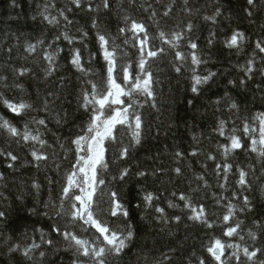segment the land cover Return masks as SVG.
Listing matches in <instances>:
<instances>
[{
  "label": "snow or ice",
  "instance_id": "1",
  "mask_svg": "<svg viewBox=\"0 0 264 264\" xmlns=\"http://www.w3.org/2000/svg\"><path fill=\"white\" fill-rule=\"evenodd\" d=\"M123 3L124 0H99V3L93 7V0H69V4L75 9L86 8L88 12H99L101 9L107 12L114 9L118 15L123 13V26H118L116 35L103 30L98 17L92 18L91 28L94 30L97 52H89L87 58L82 55L81 48L75 45L82 44L87 49L86 41L89 33L80 28L77 29L79 37L69 34L68 26L72 25L73 21L66 12H72L73 7L67 6L59 10L58 16H54L49 13V7L55 5H45L44 10L39 13L42 20L53 26L61 24L62 20L65 30L56 35L46 46L44 40L40 39L36 43H27L24 48L29 56H33L38 46H44L41 58L45 63L40 71L42 79L47 81L62 67L59 64V56L64 49L57 42L61 39L67 42L70 46L68 64L75 73L79 74L77 107L88 113L86 124L81 126L79 132L71 139L72 148L65 149L64 143L58 141L59 148L64 151L63 159H68L69 151L74 153L75 159L71 168L63 174V183L56 200L49 197L43 205L47 209L43 215L54 220L51 233H54L59 240L54 241L48 233L36 229L35 231L40 233L39 240L32 237L30 243L23 246L15 243L8 248L10 255L18 253L30 264H45L49 249L54 255L61 251L70 253V264H112L113 260L118 261L122 257L136 236V228L131 222L132 210L129 204L113 185L126 184L131 179L132 171L127 166V162L132 159V152L142 145L145 135V122L141 110L147 105L159 111L157 88L163 81L155 74L154 65L158 66V62L170 57L168 63L177 75L184 71L190 73V91L194 96H199L203 86L208 85L216 76V73L211 71L206 75L199 73L200 66L207 61L203 59L197 39L194 38L195 26L191 20L185 23L183 19L177 18L174 11L179 3V11L185 16L190 17L198 13L199 9L189 6V0H151V2L143 0L140 6L149 13L148 18L156 27L155 36L150 35L148 26L143 21L133 18L124 11ZM128 3L133 4L135 0H128ZM246 3L248 7L245 8V12L251 17L253 9L257 7V0H246ZM261 3H264V0H261ZM154 5H159L160 8ZM219 15L220 9L217 8L213 15H204L203 20L216 23V17ZM171 20H175V23L169 27ZM246 39L243 32L233 31L224 41V45L239 52ZM117 40L121 43H117ZM156 41H159V44ZM213 42L210 37L208 45L211 46ZM126 47L136 50L134 60L129 57ZM255 48L259 53H264V39L257 40ZM11 51L8 49L9 54ZM97 55L104 61L103 74L91 66ZM254 64L253 58L242 68L246 79H252ZM260 71L264 75V68ZM11 72L15 78L12 83H9L8 75L0 73V87L14 88L23 93L25 88L18 82L19 78L29 75L36 78L33 69L25 66L12 67ZM246 79L240 80L241 86L245 85ZM229 83L235 84V81ZM37 96L39 99V93ZM58 100L60 93L55 90L48 91L40 99L39 106L23 99L17 102L0 92V104L12 117L25 121L21 128L12 120L0 116V132L6 133L16 144L24 145L37 168L41 167V162L47 164L51 160L53 167L59 173L61 163L58 154L55 149L51 154L46 151L53 146L43 138L48 130L49 116L57 125L68 119L66 110L56 111L55 105ZM215 103L219 104L220 101L217 100ZM188 104L191 106L193 101L188 100ZM227 107L231 115L228 119H218L213 129L223 141L216 144V152L222 159L217 160L214 152L205 154L206 160L214 162L213 171L219 188L227 191L230 176L236 175L237 190L232 192L231 197L221 195L215 198V203L225 209L223 214L213 220L206 205L197 200V194L209 187L204 175H195L197 187L190 186V192L171 193L174 199L167 201V207L179 209L181 214L169 216L164 207L155 203L159 200V196L153 192L145 191L142 196L144 209L153 210L156 213L154 219L163 225L173 223L180 225L186 220L192 224H199L205 229L215 228L217 221L224 226L222 236L227 240L214 235L209 236L208 241L203 244L205 255L196 256L193 252L187 264H193L192 257H195V264H264L262 258L264 247L257 246V241L260 239L258 232L253 228H247L245 231L244 220L240 219V216L254 210L252 200L245 193L252 189L253 181L259 179L256 176L257 165L260 167V175L264 176V113H259L252 119L245 118L241 120L240 125H237L232 117L239 119L238 104L230 101ZM33 111L43 112L45 115L31 117L30 113ZM230 122L232 126L228 127ZM192 139L195 144L199 143L197 136L194 135ZM245 139L248 141L247 144L244 143ZM240 150L246 151L250 159L254 157L255 163H250L247 167L237 166L233 173L234 166L229 158H234ZM108 153L111 154L110 159L106 155ZM201 154L197 147H193L187 155L197 157ZM0 157L6 160L9 169H13L15 162L19 160V156L12 151L0 150ZM184 159H186L184 152L177 150L173 153L176 166L171 168V171L177 178L185 174L180 166V162ZM121 161L124 163L119 164L115 172L110 171L112 164ZM202 166L207 170L206 164ZM160 171L163 169H153L151 175L155 176ZM135 176L147 178L149 172L138 168ZM4 179V175L0 174V181ZM49 182L52 183L51 180ZM32 187L39 191L40 185L33 182ZM223 201L227 202L222 203ZM233 201H239V204ZM140 206L137 204L136 208ZM6 219V212L0 210V221ZM185 227H188V224H185ZM254 227L261 229L264 228V224L254 221ZM174 235L175 233L170 230L169 236ZM177 251L176 248L168 247L166 251H161L153 258L151 264H177ZM145 261H148L147 256Z\"/></svg>",
  "mask_w": 264,
  "mask_h": 264
},
{
  "label": "trees",
  "instance_id": "2",
  "mask_svg": "<svg viewBox=\"0 0 264 264\" xmlns=\"http://www.w3.org/2000/svg\"><path fill=\"white\" fill-rule=\"evenodd\" d=\"M2 1L3 4H1ZM142 2L143 0H135V3L129 4L128 0H124L123 9L133 18L143 21L148 26L150 35L155 36L156 27L148 18L149 13L140 6ZM96 3H99V0H93V7ZM51 4L55 7H49V13L54 16H58L59 10L65 9L66 6L73 7L69 4V0H0V73L9 76V83L15 79L11 72L12 67H29L36 74V78L31 75L19 78L18 82L25 88L23 93L14 88L3 87H0V92L17 102L23 99L39 106L40 99L48 91L55 90L60 93V100L55 105L56 111L64 109L68 112L67 121L61 125H57L49 116L48 130L43 137L53 146L46 151L51 154L55 149L58 154V160L61 163L59 173L53 167L51 160L47 164L41 162V167L37 168L24 145L16 144L6 133L0 132V150L12 151L19 156L13 169H9L6 166V160L0 157V174L5 177L3 181H0V210L7 214V219L0 221V264H30L18 253L10 255L8 248L15 243H20L22 246L30 243L32 237L39 240L40 233L35 231L36 229L48 233L54 241L59 240L54 233H51L54 220L43 215L47 211L43 205L49 197L56 200L63 183V174L71 168L75 155L69 151L68 159H63L64 151L59 148L58 141L64 143L65 149L72 148L71 139L88 120V113L77 107L79 74L75 73L68 64L70 46L63 39L57 42L64 49L59 56V64L62 67L49 80L42 79L40 69L45 63L41 58L43 47L65 30L62 20L61 24L53 26L43 21L39 15L45 5ZM154 6L160 8L159 5ZM189 6L199 9V12L190 17L185 16L179 11V3L174 11L177 18L183 19L185 23L191 20L195 26L194 38L197 39L203 59L207 61L200 66L199 73L206 75L211 71L215 72L216 76L208 85L203 86L199 96H194L190 91V73L184 71L177 75L168 63L170 57L158 62V66L154 65L155 74L163 81L157 88L159 111L147 105L141 110L145 122V135L142 145L132 152V159L127 162V166L132 171L131 179L126 184L113 185L121 192L132 210L131 222L136 228V236L129 245V249L118 261L113 260L112 264H151L152 259L161 251H166L168 247L178 249L177 264H187L193 252L196 256L205 255L203 244L208 241L209 236L214 235L227 240L222 236L224 226L219 221L213 229H205L199 224H192L186 220L180 225L174 223L163 225L154 219L156 213L151 209L146 211L142 203L143 193L150 191L159 196V200L155 203L164 207L169 216L181 214L179 209H169L167 201L174 199L171 196L173 191L190 192L191 188L197 187L195 175L199 174L206 177L209 187L197 194V200L206 205L213 220L216 216L222 215L225 209L215 203V198L221 195L231 197L232 192L237 190L236 175L230 176L227 191L219 188L213 171L214 162L206 160L205 156L209 152H214L217 160L222 159L216 152V144L223 141L213 129L218 119H228L231 115L227 107L230 101H235L239 106V119L232 117L237 125H240L241 120L245 118L252 119L257 114L264 113V75L260 71L264 68V59H262L264 53H259L255 48L256 41L264 39V3L257 0V7L253 9L251 17L245 12V8L248 7L246 0H189ZM217 8L220 9V15L216 17V23L203 20L204 15H213ZM66 14L73 21V24L68 26L70 35L79 37L77 29L80 28L89 33L86 41L87 49L82 44L75 45L81 48L85 58L88 57L89 52H97L94 30L91 28L93 17H98L102 29L113 35L117 34L118 26H123V13L118 15L114 9L107 12L103 9L99 12H88L86 8L73 7V11ZM161 23L163 24V21ZM174 23L175 20L169 21V27ZM233 31H241L247 37L239 52L235 48L228 49L224 45V41ZM210 37L214 41L211 46L208 45ZM40 39L44 40L45 45L38 46L36 54L29 56L24 51L26 44L36 43ZM117 43L121 41L117 40ZM156 43L159 44V41ZM8 49L12 50L11 54ZM126 50L129 57L134 60L136 50L131 47H126ZM182 50L187 51V49ZM253 58L255 71L252 79L249 80L244 76L242 68ZM91 66L103 74L104 61L99 55ZM60 77L64 79L61 80ZM242 78L246 79L243 86L240 84ZM229 81H235V84ZM37 93H39V99ZM188 100L193 101L191 106ZM217 100L220 101L219 104L215 103ZM44 115L43 112L37 111L30 113L31 117ZM0 116L12 120L17 127L21 128L25 122L12 117L2 104H0ZM231 126L230 122L228 127ZM194 135L199 139L198 144L193 142ZM240 135L243 134L240 133ZM244 143L247 144L248 141L245 139ZM193 147H197L202 154L197 157L188 156ZM177 150L184 152L186 156V159L180 162L185 173L180 178L171 171V168L176 166L173 153ZM106 155L109 159L111 158L110 153ZM229 160L234 166L233 173L237 166L247 167L248 164L255 163V158L250 159L249 154L244 150L238 151L234 158L230 157ZM123 163L121 161L118 164H112L110 171L115 172L119 164ZM203 164L207 165V170L202 166ZM138 168L148 170L149 176L147 178L135 176ZM153 169H163V171L153 176L151 175ZM256 176L259 179H255L252 189L245 193L252 200L254 210L240 216V219L244 220L245 231L247 228H253L258 232L260 239L257 241V246L264 247V228L254 227V221L264 224V176L260 175L259 165L256 166ZM50 180L52 183L49 182ZM33 182L40 185L39 191L32 187ZM233 203L238 205L239 201H233ZM137 204L141 205L140 208H136ZM32 209L35 211H30ZM185 224H188V227H185ZM170 230L175 233L174 236H169ZM145 256L148 257L147 262ZM70 260V253L61 251L54 255L49 249L45 264H70ZM192 260L195 264V257H192Z\"/></svg>",
  "mask_w": 264,
  "mask_h": 264
},
{
  "label": "water",
  "instance_id": "3",
  "mask_svg": "<svg viewBox=\"0 0 264 264\" xmlns=\"http://www.w3.org/2000/svg\"><path fill=\"white\" fill-rule=\"evenodd\" d=\"M4 2L2 1L1 4H3Z\"/></svg>",
  "mask_w": 264,
  "mask_h": 264
},
{
  "label": "bare ground",
  "instance_id": "4",
  "mask_svg": "<svg viewBox=\"0 0 264 264\" xmlns=\"http://www.w3.org/2000/svg\"><path fill=\"white\" fill-rule=\"evenodd\" d=\"M43 47V46H42Z\"/></svg>",
  "mask_w": 264,
  "mask_h": 264
}]
</instances>
